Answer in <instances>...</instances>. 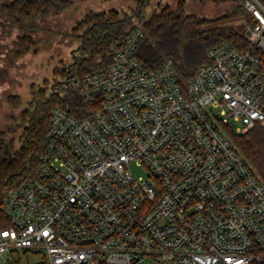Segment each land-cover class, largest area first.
I'll return each instance as SVG.
<instances>
[{"label":"built area","instance_id":"built-area-1","mask_svg":"<svg viewBox=\"0 0 264 264\" xmlns=\"http://www.w3.org/2000/svg\"><path fill=\"white\" fill-rule=\"evenodd\" d=\"M248 46L221 41L184 84L172 59L136 56L135 26L79 77L89 106L55 107L36 177L2 194L10 227L0 257L43 252L47 264H261L264 183L226 135L264 126V3ZM137 162L147 176H136Z\"/></svg>","mask_w":264,"mask_h":264},{"label":"trees","instance_id":"trees-1","mask_svg":"<svg viewBox=\"0 0 264 264\" xmlns=\"http://www.w3.org/2000/svg\"><path fill=\"white\" fill-rule=\"evenodd\" d=\"M232 2L234 10L212 20L186 14L181 4L176 9L162 8L148 17L146 10L150 0H137V8L132 14L117 10L88 12L79 28L82 31L78 37L80 56L69 65L63 80L54 85L50 94L43 90L33 92L17 126L11 129V133H17L19 146H15L14 140L7 142L0 132V229L11 225L2 210V194L19 188L38 174L41 155L47 145L52 109L61 107L80 117L89 114V106L80 98L75 82L98 66L99 58L102 62L106 60L109 47L125 39L136 26V20L141 23L145 34L138 45L137 58L150 71L158 70L164 60L172 59L179 80L184 84L206 63L207 51L219 42L227 40L241 50L247 48L246 35L223 24L242 17L253 23L244 7ZM72 4V0H12L0 5V24L5 21L20 30L22 37L17 51L22 52L20 50H27L29 41H32L28 33L36 31L32 23L48 14L66 10ZM259 54L264 59V53ZM8 104L17 108L22 102L9 97ZM224 130L264 183V126L258 125L244 134L236 133L229 126Z\"/></svg>","mask_w":264,"mask_h":264},{"label":"rangeland","instance_id":"rangeland-1","mask_svg":"<svg viewBox=\"0 0 264 264\" xmlns=\"http://www.w3.org/2000/svg\"><path fill=\"white\" fill-rule=\"evenodd\" d=\"M11 1L0 0V5ZM72 1L70 8L48 14L32 23L36 31L28 33L32 41H29L27 50H20L22 52L17 51V44L22 37L20 30L5 21L0 24V132L7 142L14 140L16 147L19 146L17 133H11V129L17 126L20 114L29 105L33 92L43 90L45 94H50L54 85L63 80L69 65L80 56L78 37L82 33L79 28L84 16L90 11L111 10L132 14L137 8V0ZM180 4L186 14L207 20L218 19L234 10L232 0H150L147 15L150 17L162 8L176 9ZM134 24L141 26L137 20ZM223 24L233 26L246 36L252 25L245 17ZM9 97H16L22 104L17 108L11 107L8 104ZM239 125L235 122L233 128ZM131 168L136 176H147L145 168L137 162H133ZM0 264L47 263L43 252L18 250L0 257Z\"/></svg>","mask_w":264,"mask_h":264}]
</instances>
